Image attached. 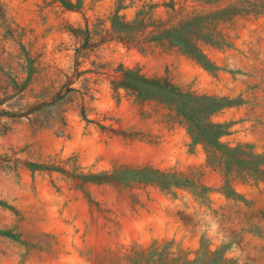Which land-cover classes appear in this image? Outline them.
<instances>
[{"label":"rangeland","instance_id":"obj_1","mask_svg":"<svg viewBox=\"0 0 264 264\" xmlns=\"http://www.w3.org/2000/svg\"><path fill=\"white\" fill-rule=\"evenodd\" d=\"M0 264H264V0H0Z\"/></svg>","mask_w":264,"mask_h":264},{"label":"trees","instance_id":"obj_2","mask_svg":"<svg viewBox=\"0 0 264 264\" xmlns=\"http://www.w3.org/2000/svg\"><path fill=\"white\" fill-rule=\"evenodd\" d=\"M205 100H207V101H212V100H210V99H205ZM207 127H209V128H211V129H216V131L215 132H213V134L212 135H216V136H220L221 134H223V132L220 130L219 131V129L222 127L221 125H219V124H207Z\"/></svg>","mask_w":264,"mask_h":264}]
</instances>
